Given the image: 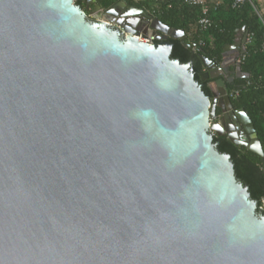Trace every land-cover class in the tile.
I'll return each mask as SVG.
<instances>
[{
  "label": "water",
  "instance_id": "obj_1",
  "mask_svg": "<svg viewBox=\"0 0 264 264\" xmlns=\"http://www.w3.org/2000/svg\"><path fill=\"white\" fill-rule=\"evenodd\" d=\"M75 1L0 0V264H264V215L213 144L264 171L243 110L242 141L221 132L246 28L221 64L200 56L207 96L171 59L183 32Z\"/></svg>",
  "mask_w": 264,
  "mask_h": 264
},
{
  "label": "trees",
  "instance_id": "obj_2",
  "mask_svg": "<svg viewBox=\"0 0 264 264\" xmlns=\"http://www.w3.org/2000/svg\"><path fill=\"white\" fill-rule=\"evenodd\" d=\"M122 0H99L104 9ZM234 0H207L210 26L201 29L199 7L187 5L183 0H171L158 4H134L160 20L170 30L181 31L186 44H194L190 50L180 39L170 38L171 59L181 64L190 63L196 82L207 96H211L209 81L201 79L204 71L200 56L212 63L221 64L224 49L234 44L238 31L245 27L250 39L240 64L248 79L236 80L231 86L232 105L243 110L255 129L264 153V18L260 15L256 0L233 8ZM83 10L82 2H75ZM213 144L220 154L230 156L236 180L248 189L250 198L257 203V214L264 215V171L262 158L243 146L232 144L225 136H213Z\"/></svg>",
  "mask_w": 264,
  "mask_h": 264
},
{
  "label": "built area",
  "instance_id": "obj_3",
  "mask_svg": "<svg viewBox=\"0 0 264 264\" xmlns=\"http://www.w3.org/2000/svg\"><path fill=\"white\" fill-rule=\"evenodd\" d=\"M124 1L134 3V4H146V3L158 4V3H167V2H170L171 0H124ZM183 2L187 5L196 6L200 8L201 18L199 20V26L201 29H207V27L210 26V21L207 17L208 11H209L207 0H183ZM246 2H251V0H234L233 8L238 7ZM138 39L139 41L143 43H147V44H153L156 42L154 37L151 36V34H149L148 36L140 35ZM249 39H250V36L248 35L247 42L249 41ZM242 60H243V56H240L237 62L241 64Z\"/></svg>",
  "mask_w": 264,
  "mask_h": 264
},
{
  "label": "flooded vegetation",
  "instance_id": "obj_4",
  "mask_svg": "<svg viewBox=\"0 0 264 264\" xmlns=\"http://www.w3.org/2000/svg\"><path fill=\"white\" fill-rule=\"evenodd\" d=\"M79 1H81L82 2V5H83V10L86 12V14H88L89 15V11L91 10V9H93V8H95V5H92V6H90V8H89V11L87 10V7H86V5H85V3H84V1L83 0H77V1H75V2H79ZM91 19V18H90ZM92 21H95L94 19H91ZM236 81V80H235ZM210 83H213V82H211V81H209V84ZM232 84H227V88H228V90H229V99H230V103H231V105H232V93H231V89H230V86H231ZM225 91V90H224ZM225 93V92H224ZM224 93H223V95H221L220 94V96L221 97H219V99H221V103L220 104H223V106L225 107V108H227L226 109V111H225V115H226V119H225V126H226V128L225 129H223L221 132H223L224 134H226V132H229L230 134H233L234 135V139L236 140V141H238V142H241L242 141V139L244 138V133L242 132V129L240 128V129H238V127L236 126V124H235V122H234V114H237L240 110H236V109H234V107H233V105H232V110L230 109V110H228L229 109V106H228V104L225 102V99H224ZM217 112H218V114H219V116L221 115V110H217ZM234 113V114H233ZM228 130V131H227Z\"/></svg>",
  "mask_w": 264,
  "mask_h": 264
},
{
  "label": "crops",
  "instance_id": "obj_5",
  "mask_svg": "<svg viewBox=\"0 0 264 264\" xmlns=\"http://www.w3.org/2000/svg\"><path fill=\"white\" fill-rule=\"evenodd\" d=\"M256 2H257V7H258V10L260 12V15L264 18V0H256ZM118 3L122 7V10L130 9L135 14H137V13L141 14V12L144 11V13L146 15H150V13H148L143 8H140V7H137V6L135 7V5L129 4L130 2H126V1L122 0V1H120ZM234 56H236V54L234 53V51H232L231 54H230V59H232Z\"/></svg>",
  "mask_w": 264,
  "mask_h": 264
},
{
  "label": "bare ground",
  "instance_id": "obj_6",
  "mask_svg": "<svg viewBox=\"0 0 264 264\" xmlns=\"http://www.w3.org/2000/svg\"><path fill=\"white\" fill-rule=\"evenodd\" d=\"M148 4V3H147ZM138 5H140V4H138ZM136 7V6H135Z\"/></svg>",
  "mask_w": 264,
  "mask_h": 264
}]
</instances>
